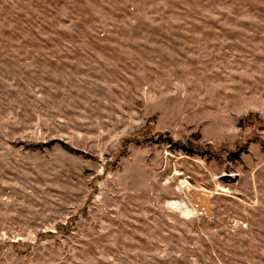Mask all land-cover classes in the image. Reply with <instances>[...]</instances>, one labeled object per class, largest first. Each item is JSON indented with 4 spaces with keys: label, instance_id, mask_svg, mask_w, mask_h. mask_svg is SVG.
I'll return each mask as SVG.
<instances>
[{
    "label": "rangeland",
    "instance_id": "374dc122",
    "mask_svg": "<svg viewBox=\"0 0 264 264\" xmlns=\"http://www.w3.org/2000/svg\"><path fill=\"white\" fill-rule=\"evenodd\" d=\"M0 264H264V0H0Z\"/></svg>",
    "mask_w": 264,
    "mask_h": 264
},
{
    "label": "trees",
    "instance_id": "16d2710c",
    "mask_svg": "<svg viewBox=\"0 0 264 264\" xmlns=\"http://www.w3.org/2000/svg\"><path fill=\"white\" fill-rule=\"evenodd\" d=\"M158 138L160 140H166L167 142H169L170 147L173 146L174 148H178L179 150H181L182 152H184L188 156H201L203 154H211L208 151H203V153H202V151H200V149L192 148L190 146H180V145L172 142L170 138H167L166 136H163V135H160ZM191 199L196 200V197L192 195Z\"/></svg>",
    "mask_w": 264,
    "mask_h": 264
},
{
    "label": "water",
    "instance_id": "95a60500",
    "mask_svg": "<svg viewBox=\"0 0 264 264\" xmlns=\"http://www.w3.org/2000/svg\"><path fill=\"white\" fill-rule=\"evenodd\" d=\"M226 180V179H225Z\"/></svg>",
    "mask_w": 264,
    "mask_h": 264
}]
</instances>
